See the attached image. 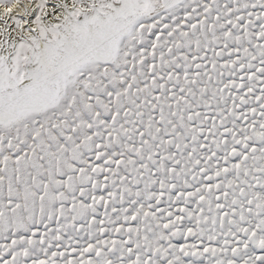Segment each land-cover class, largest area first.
<instances>
[{"label":"snow or ice","instance_id":"obj_1","mask_svg":"<svg viewBox=\"0 0 264 264\" xmlns=\"http://www.w3.org/2000/svg\"><path fill=\"white\" fill-rule=\"evenodd\" d=\"M0 264H264V0H0Z\"/></svg>","mask_w":264,"mask_h":264}]
</instances>
